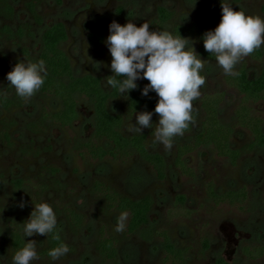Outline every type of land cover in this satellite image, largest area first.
<instances>
[{"label": "rangeland", "instance_id": "1", "mask_svg": "<svg viewBox=\"0 0 264 264\" xmlns=\"http://www.w3.org/2000/svg\"><path fill=\"white\" fill-rule=\"evenodd\" d=\"M226 2L235 10L264 18V0H242L238 4L233 0ZM1 3L9 4L14 15L6 17L3 8L0 9V28L10 26L17 30L27 26L33 33V37L22 39L19 45L0 38V55L7 60L6 66L0 67V99L12 101L20 97L10 87L7 74L21 61L37 62L44 32L58 23H63L68 30L69 40L62 49L72 63L74 78L93 75L101 79L104 91L111 93L112 89L106 86L105 81L112 74V57L105 43L95 47L89 42L92 30L102 32L106 41L113 21L121 25L130 21L137 26L145 22L151 25L161 7L174 14L166 26L169 31L177 25L201 23L214 30L221 22L212 7V0H63L62 5L54 0H0ZM31 3L36 5L41 24L30 12ZM188 40L189 47L192 44L197 52V39L191 37ZM21 47L28 49L29 57L23 54ZM260 49L264 53V46ZM202 59L206 61L202 71L205 84L200 89L199 98L193 101L192 134L175 138L171 149L153 143L152 132L159 122L158 114L153 115L152 129L145 128L142 134L130 131V123L136 122V114H129L126 107L130 93L109 103L112 115L125 117L121 129L125 137L146 135L149 152L164 156L168 177L163 182L137 156L127 163L113 159L93 161L81 156V147L94 135V108L90 99L77 96L79 119L69 128L43 120L46 112L59 111L61 104L44 96L41 91L30 100L23 99L16 109L6 110L0 106V255H7L5 264H11L13 251L7 241L8 226L14 223L21 231L20 224L29 219L34 204L42 201L53 205L58 217L57 228L69 253L53 261L43 255L47 246L46 235H35L27 238L37 243L38 259L34 264H165L159 240L148 241L142 233L127 234L129 213L125 230L122 233L114 231L122 212L107 209V202L94 189L96 181L133 200L151 196L155 207L147 231L167 230L174 245L186 252V264H216L220 259L230 264H264V255L252 260L244 254L246 247H264V148L249 151L252 137L237 126L234 114L242 96L227 86V75L215 60ZM243 66L251 75L258 77L264 73V57L259 61L250 55L244 57L234 70L237 72ZM213 93L226 95L220 119L233 129L232 148L243 154L237 166H233L229 159L219 157L211 147L203 148L188 156L187 164L196 173L195 178H188L174 167L176 149L201 131L203 111L200 101L204 95ZM253 108L254 114L264 119V101ZM145 111L148 110L140 112ZM38 126L41 131L32 130ZM6 131L12 147L4 141ZM101 146L107 150L111 148L106 141H102ZM53 170L58 172L54 174ZM15 181H24L25 185L17 190L13 184ZM210 183L220 195L246 188L249 200L242 205L243 209L228 204L216 206L206 191ZM179 196L186 198L183 206L177 204ZM21 202L25 207H20ZM67 208L84 217L85 224L79 231L71 227ZM103 227L118 241L119 255L115 262L103 258L96 249ZM205 239L210 242L208 250H204Z\"/></svg>", "mask_w": 264, "mask_h": 264}, {"label": "trees", "instance_id": "2", "mask_svg": "<svg viewBox=\"0 0 264 264\" xmlns=\"http://www.w3.org/2000/svg\"><path fill=\"white\" fill-rule=\"evenodd\" d=\"M58 5H62L63 0H54ZM222 0H212V7L216 11L218 18L222 19ZM235 4L242 0H233ZM3 8V14L6 17L14 15V9L7 3H1L0 9ZM30 12L37 21L41 24V18L37 14L36 5H29ZM174 14L168 9L161 7L158 9L157 18L151 23L150 30L163 31L173 19ZM212 30L207 24H193L190 26L177 25L172 31L174 35L188 39L194 37L198 41L197 53L200 57L206 60H215V56L205 51L203 40L201 37L207 31ZM33 37L32 29L27 26H22L17 30H13L10 26L0 28V38H6L19 45L22 39ZM69 40V34L66 26L63 23H58L48 30L42 36V51L39 59L46 61L48 74L45 83L40 89L44 96L54 98L61 104V109L57 112H46L43 120H50L54 124L65 128L71 127L79 119V103L77 96L90 99L93 102L94 108V135L92 140L81 147L80 154L85 158L93 161H101L105 159H113L121 163H127L133 157L137 156L149 165L156 173L157 179L161 182L168 177V167L164 156L161 154H152L147 147L146 135H133L125 137L121 133V129L125 123L124 116L112 115L109 111V103L112 99L119 97L118 90H113L111 93L104 91L101 79L86 75L80 78H74L72 63L67 54L62 49V45ZM89 42L95 47H101L105 42V36L102 32L92 30L89 34ZM21 51L26 57L30 53L28 49L22 48ZM251 58L259 61L264 57V53L259 48L251 55ZM7 63L6 57L0 55V67H5ZM238 76H226L225 83L228 87L235 89L241 96L240 104L235 109V118L237 126L248 131L252 137V144L249 151L258 148H264V119L254 114V105L264 101V73L256 77L251 75L246 66L241 67L238 71ZM114 73L110 74L111 77ZM201 75L204 77L203 73ZM107 77V78H108ZM117 79H122L117 77ZM137 89L130 92L129 99L126 103L127 111L131 115L142 110L154 112L158 103L159 97L155 92H150L148 96L142 95L143 88L150 81L143 79L139 82ZM224 93L206 94L200 101V106L203 111V121L201 131L193 137L192 140L179 145L176 149V157L174 167L185 177L195 178L196 173L188 166V156L199 152L203 148L211 147L215 153L221 158H227L233 166H237L242 152L232 148L233 129L225 126L220 119V109L225 102ZM22 98L17 100L0 99V106L6 110H13L21 106ZM192 125L185 129L183 135L189 136L192 134ZM32 130L39 132L42 129L33 127ZM179 137V136H177ZM175 137V138H177ZM5 143L12 147V142L9 132L4 133ZM174 138V139H175ZM106 141L111 145L109 150L101 146V142ZM54 174L58 171L53 170ZM15 188L20 190L25 185L24 181L13 182ZM96 193L105 199L107 209L111 212H127L130 214V220L127 227V234L134 236L141 234L144 239L159 240L164 252L165 264H186V252L178 249L168 233L164 229H154L150 232L147 227L150 224L151 214L155 207V200L151 196H146L140 200H133L119 194L113 188L105 185L100 181H96L94 185ZM207 194L215 202L216 206L228 204L229 206L239 207L249 200V193L246 188L239 191H228L225 194H218L213 183L207 185ZM177 204L183 206L186 203L185 196L177 198ZM66 215L69 219L71 227L75 231H79L85 224L84 217L78 215L74 210L67 208ZM47 237V246L43 255L49 256V250L64 244L61 232L56 227L53 233ZM7 241L10 243L13 250L23 246V238L18 226L10 223L7 229ZM210 248L208 239L204 240V250ZM98 253L108 261L118 260V241L107 234L106 228L103 227L100 231L99 238L96 242ZM244 254L249 259H258L264 255V247H246ZM216 264H230L223 259L217 261Z\"/></svg>", "mask_w": 264, "mask_h": 264}, {"label": "clouds", "instance_id": "3", "mask_svg": "<svg viewBox=\"0 0 264 264\" xmlns=\"http://www.w3.org/2000/svg\"><path fill=\"white\" fill-rule=\"evenodd\" d=\"M222 19L214 30L201 37L205 51L215 56L216 64L228 76H238L234 70L242 58L251 55L264 46V18L248 15L235 10L226 0H222ZM105 41L112 57L110 70L114 75L105 81L107 87L128 96L137 89V80L150 81L142 95L155 92L159 97L154 112H136L135 123H130V131L142 134L145 128L152 129V118L158 114L153 143L171 149L173 140L182 136L192 122L193 101L200 96L205 84L201 75L205 60L189 47V40L172 31L150 30L148 22L137 26L133 22L121 25L113 21L109 26ZM48 74L46 61H21L7 74L6 79L15 94L25 101L36 95L45 83ZM120 77L122 79H117ZM29 219L21 225L23 246L12 251L11 264H34L38 259L37 243L27 240L35 235L53 233L58 217L52 204L47 201L34 204ZM20 207H25L21 202ZM128 213L122 212L117 218L114 231L122 233L126 228ZM27 241V242H26ZM69 253L65 244L49 250L53 261ZM7 255H0V264H5Z\"/></svg>", "mask_w": 264, "mask_h": 264}, {"label": "flooded vegetation", "instance_id": "4", "mask_svg": "<svg viewBox=\"0 0 264 264\" xmlns=\"http://www.w3.org/2000/svg\"><path fill=\"white\" fill-rule=\"evenodd\" d=\"M105 43V42H104Z\"/></svg>", "mask_w": 264, "mask_h": 264}]
</instances>
